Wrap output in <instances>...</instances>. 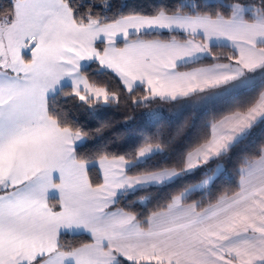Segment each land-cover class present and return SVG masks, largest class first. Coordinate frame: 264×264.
<instances>
[{
	"label": "snow or ice",
	"instance_id": "obj_1",
	"mask_svg": "<svg viewBox=\"0 0 264 264\" xmlns=\"http://www.w3.org/2000/svg\"><path fill=\"white\" fill-rule=\"evenodd\" d=\"M0 264H264V0H0Z\"/></svg>",
	"mask_w": 264,
	"mask_h": 264
},
{
	"label": "trees",
	"instance_id": "obj_2",
	"mask_svg": "<svg viewBox=\"0 0 264 264\" xmlns=\"http://www.w3.org/2000/svg\"><path fill=\"white\" fill-rule=\"evenodd\" d=\"M122 2H126L130 7L151 11L154 6L161 3V0H122ZM154 107L164 109L165 115L171 119H163L159 123H153L144 117L145 112L150 111V109H140L132 113V115L136 118L137 124L147 123L149 127L159 129L165 136L169 135L176 125L184 121H188L191 124L200 119V115L196 112L185 113L183 117L177 119L179 110L173 108L171 105H158ZM126 112H128L126 108H120L119 110L109 109L98 113L96 118L87 114H82L80 118L90 127H98L103 123H110L111 126L105 129L104 136L109 139L119 137L123 141L127 138V133L122 127Z\"/></svg>",
	"mask_w": 264,
	"mask_h": 264
},
{
	"label": "rangeland",
	"instance_id": "obj_3",
	"mask_svg": "<svg viewBox=\"0 0 264 264\" xmlns=\"http://www.w3.org/2000/svg\"><path fill=\"white\" fill-rule=\"evenodd\" d=\"M161 108V107H160Z\"/></svg>",
	"mask_w": 264,
	"mask_h": 264
}]
</instances>
